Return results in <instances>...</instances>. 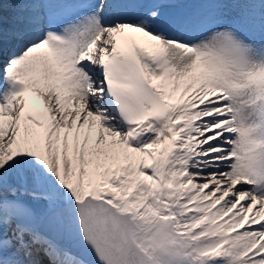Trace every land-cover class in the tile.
<instances>
[{"label": "snow or ice", "instance_id": "1", "mask_svg": "<svg viewBox=\"0 0 264 264\" xmlns=\"http://www.w3.org/2000/svg\"><path fill=\"white\" fill-rule=\"evenodd\" d=\"M0 264H264V0H0Z\"/></svg>", "mask_w": 264, "mask_h": 264}, {"label": "rangeland", "instance_id": "2", "mask_svg": "<svg viewBox=\"0 0 264 264\" xmlns=\"http://www.w3.org/2000/svg\"><path fill=\"white\" fill-rule=\"evenodd\" d=\"M9 1H11V0H7L8 3H10Z\"/></svg>", "mask_w": 264, "mask_h": 264}]
</instances>
